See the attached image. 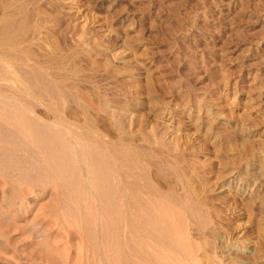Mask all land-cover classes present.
Segmentation results:
<instances>
[{"label":"rangeland","instance_id":"1","mask_svg":"<svg viewBox=\"0 0 264 264\" xmlns=\"http://www.w3.org/2000/svg\"><path fill=\"white\" fill-rule=\"evenodd\" d=\"M2 14L17 26L13 47L0 38L15 58L0 63L9 75L0 86H21L33 103L28 87L44 100L61 74L62 117H88L105 141L132 146L148 180L171 194L159 203L180 215L170 216L179 239L202 255L193 264H264V0H0ZM34 103L40 116L44 101ZM103 103L128 110L121 128L84 108ZM50 186L10 215L21 241L0 264H71V229L39 209Z\"/></svg>","mask_w":264,"mask_h":264},{"label":"bare ground","instance_id":"2","mask_svg":"<svg viewBox=\"0 0 264 264\" xmlns=\"http://www.w3.org/2000/svg\"><path fill=\"white\" fill-rule=\"evenodd\" d=\"M15 24L17 26L12 14H2L0 17V38L3 41L6 39L5 45L10 43L13 47V42L6 37ZM3 41L0 40V45ZM2 47L0 63L7 64L4 61H8V55L11 58L14 50L7 48L6 54V48L3 51ZM22 47L21 49L24 48ZM25 47L27 48L26 45ZM18 58L20 60V56ZM13 64L16 67L18 63L11 65ZM39 65V68H43ZM3 67L0 65V82L7 81L9 77ZM60 71L63 72L64 69ZM30 73H34V70L30 69ZM55 75H52L54 77L49 87L52 94L49 96L45 92L48 97L44 96V100L41 95L35 96L28 87L29 91L25 92L32 97L33 103L24 99L28 95H21V86L20 92L7 90L3 87L4 83L0 86V252L4 247L14 246L21 241L20 235H9L12 230L23 229L21 224L13 222L10 215L24 213L29 209L27 195L31 190L43 191L51 185V196L39 209H47L61 225L71 229V247L70 250L67 248L71 251L72 260L67 258L71 264L196 263L202 255L197 256L198 253H193L189 243L179 239L181 235L170 218L173 214L180 221V215L175 216L176 213L159 203L168 200L171 194L160 193L148 180L144 170L138 166L135 150H131L130 144L127 146L122 143L124 138L121 139L118 135L113 141H105L104 133L96 129L95 124L92 125V120L85 122L88 117L83 123L79 121L80 124L77 118H73L74 115L72 119L77 123L71 122V118L68 121L62 117L59 100L62 103L61 97H65L62 88L64 80L61 79V74ZM63 76L67 79L68 74ZM23 77L20 79L23 80ZM34 100L44 101L47 113L44 112L50 117L42 114L41 118L43 111L39 112L41 117L32 115ZM104 103L98 106L85 105L84 108L103 112L113 120L116 129L121 128L117 115H126L128 110L117 105V108L122 109L119 112ZM161 146L165 147L163 144ZM140 192L151 196L142 197ZM36 195L38 197L39 194ZM4 251L7 255L6 250Z\"/></svg>","mask_w":264,"mask_h":264}]
</instances>
